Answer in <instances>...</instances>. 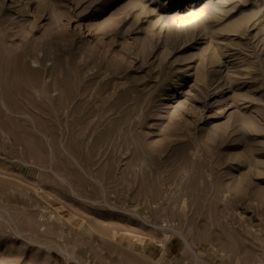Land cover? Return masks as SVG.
I'll return each instance as SVG.
<instances>
[{
  "label": "rangeland",
  "instance_id": "obj_1",
  "mask_svg": "<svg viewBox=\"0 0 264 264\" xmlns=\"http://www.w3.org/2000/svg\"><path fill=\"white\" fill-rule=\"evenodd\" d=\"M0 264H264V0H0Z\"/></svg>",
  "mask_w": 264,
  "mask_h": 264
},
{
  "label": "bare ground",
  "instance_id": "obj_2",
  "mask_svg": "<svg viewBox=\"0 0 264 264\" xmlns=\"http://www.w3.org/2000/svg\"><path fill=\"white\" fill-rule=\"evenodd\" d=\"M170 2L172 1V0H169ZM179 1V0H178ZM168 2V1H167ZM183 3V1H181V2H179L178 4H182ZM253 15V14H252ZM211 36V35H210ZM209 43V42H208ZM213 48V47H212ZM208 49V48H207ZM205 50V49H204ZM211 52H210V54H208L209 55V60H211L212 62H216L217 63V60H219L218 58H219V56L221 55V53H222V51H220L219 49H217L216 48V46L212 49V50H210ZM210 61V62H211ZM35 63V62H34ZM197 73V72H196Z\"/></svg>",
  "mask_w": 264,
  "mask_h": 264
}]
</instances>
